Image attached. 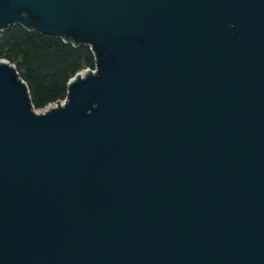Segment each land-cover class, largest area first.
<instances>
[{"label": "water", "instance_id": "obj_1", "mask_svg": "<svg viewBox=\"0 0 264 264\" xmlns=\"http://www.w3.org/2000/svg\"><path fill=\"white\" fill-rule=\"evenodd\" d=\"M12 25L97 62L39 112L0 59V264H264V0H0Z\"/></svg>", "mask_w": 264, "mask_h": 264}, {"label": "trees", "instance_id": "obj_2", "mask_svg": "<svg viewBox=\"0 0 264 264\" xmlns=\"http://www.w3.org/2000/svg\"><path fill=\"white\" fill-rule=\"evenodd\" d=\"M0 59L15 65L36 109L66 99L69 81L94 69L97 57L87 44L12 25L0 34Z\"/></svg>", "mask_w": 264, "mask_h": 264}, {"label": "built area", "instance_id": "obj_3", "mask_svg": "<svg viewBox=\"0 0 264 264\" xmlns=\"http://www.w3.org/2000/svg\"><path fill=\"white\" fill-rule=\"evenodd\" d=\"M4 60H5V59H4ZM8 62H9V61H8ZM12 65H13V64H12ZM14 66H15V65H14ZM87 70H91L93 73H95V72H96V66H95L94 69L86 68V69H84V70L78 72L73 78L75 79L76 76H77L78 74H81V77H82V78L85 77V72H86ZM73 78H72V79H73ZM66 98H67V97H66ZM65 101H66V99L59 101V103H58V102L52 103V104L48 105L47 107H45V108H43V109H39V110L36 109V110H38L39 112H44V111H46V110H48V109H50V108L57 107L59 104H60V105H63V104L65 103Z\"/></svg>", "mask_w": 264, "mask_h": 264}]
</instances>
